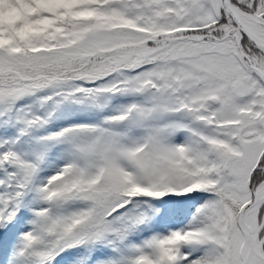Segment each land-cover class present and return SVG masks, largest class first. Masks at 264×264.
I'll list each match as a JSON object with an SVG mask.
<instances>
[{
    "label": "snow or ice",
    "instance_id": "obj_1",
    "mask_svg": "<svg viewBox=\"0 0 264 264\" xmlns=\"http://www.w3.org/2000/svg\"><path fill=\"white\" fill-rule=\"evenodd\" d=\"M0 264H264V0H0Z\"/></svg>",
    "mask_w": 264,
    "mask_h": 264
}]
</instances>
